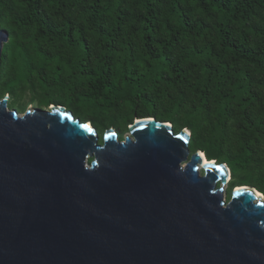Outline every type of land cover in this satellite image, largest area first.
<instances>
[{
  "label": "trees",
  "instance_id": "1",
  "mask_svg": "<svg viewBox=\"0 0 264 264\" xmlns=\"http://www.w3.org/2000/svg\"><path fill=\"white\" fill-rule=\"evenodd\" d=\"M0 98L29 90L119 140L152 117L264 196V0H0Z\"/></svg>",
  "mask_w": 264,
  "mask_h": 264
},
{
  "label": "water",
  "instance_id": "2",
  "mask_svg": "<svg viewBox=\"0 0 264 264\" xmlns=\"http://www.w3.org/2000/svg\"><path fill=\"white\" fill-rule=\"evenodd\" d=\"M7 103L0 264H264L259 191L235 186L226 200L228 167L191 153L187 129L140 118L100 141L63 106Z\"/></svg>",
  "mask_w": 264,
  "mask_h": 264
},
{
  "label": "rangeland",
  "instance_id": "3",
  "mask_svg": "<svg viewBox=\"0 0 264 264\" xmlns=\"http://www.w3.org/2000/svg\"><path fill=\"white\" fill-rule=\"evenodd\" d=\"M5 96H7V94ZM2 99L0 98V100H2ZM8 99L9 100L7 103V108L9 110L15 109L20 114H22L28 110H33L34 108L48 109V108H50V106L54 105V104H51V105L38 104L39 103L38 101L33 100V96L31 95V92L29 90H25V91L20 92L18 94V96L8 94ZM134 122H135V120L133 121V123ZM88 123H90V122H88ZM108 129H112V128H108ZM112 130H115V128ZM126 136H130V133L128 131L125 132L123 135V137H126ZM228 184L225 186V199L226 200H227L226 190L228 188ZM263 199H264V196H263Z\"/></svg>",
  "mask_w": 264,
  "mask_h": 264
},
{
  "label": "bare ground",
  "instance_id": "4",
  "mask_svg": "<svg viewBox=\"0 0 264 264\" xmlns=\"http://www.w3.org/2000/svg\"><path fill=\"white\" fill-rule=\"evenodd\" d=\"M202 157H203V163H206L208 160L205 158V156H204V155H202ZM230 178H231V177H230V175H229V178H228V179H229V181H230ZM257 192H258V191H257ZM257 194H258V196H259L260 198H262V199H263V196H262V194H261V193H259V192H258ZM263 200H264V199H263Z\"/></svg>",
  "mask_w": 264,
  "mask_h": 264
},
{
  "label": "snow or ice",
  "instance_id": "5",
  "mask_svg": "<svg viewBox=\"0 0 264 264\" xmlns=\"http://www.w3.org/2000/svg\"><path fill=\"white\" fill-rule=\"evenodd\" d=\"M0 38H2V37H0Z\"/></svg>",
  "mask_w": 264,
  "mask_h": 264
}]
</instances>
